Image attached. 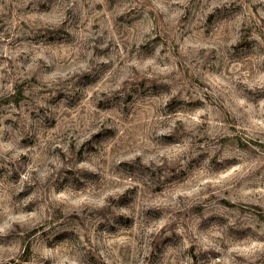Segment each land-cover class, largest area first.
I'll use <instances>...</instances> for the list:
<instances>
[{
	"label": "rangeland",
	"instance_id": "obj_1",
	"mask_svg": "<svg viewBox=\"0 0 264 264\" xmlns=\"http://www.w3.org/2000/svg\"><path fill=\"white\" fill-rule=\"evenodd\" d=\"M0 264H264V0H0Z\"/></svg>",
	"mask_w": 264,
	"mask_h": 264
}]
</instances>
